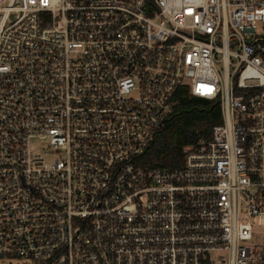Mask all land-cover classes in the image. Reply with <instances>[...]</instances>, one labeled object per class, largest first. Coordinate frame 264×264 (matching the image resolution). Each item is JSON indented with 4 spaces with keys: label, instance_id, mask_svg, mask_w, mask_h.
<instances>
[{
    "label": "built area",
    "instance_id": "obj_1",
    "mask_svg": "<svg viewBox=\"0 0 264 264\" xmlns=\"http://www.w3.org/2000/svg\"><path fill=\"white\" fill-rule=\"evenodd\" d=\"M180 88L222 124L148 167ZM0 258L264 264V0H0Z\"/></svg>",
    "mask_w": 264,
    "mask_h": 264
},
{
    "label": "trees",
    "instance_id": "obj_2",
    "mask_svg": "<svg viewBox=\"0 0 264 264\" xmlns=\"http://www.w3.org/2000/svg\"><path fill=\"white\" fill-rule=\"evenodd\" d=\"M222 124L218 101L192 96L180 88L172 98L171 114L165 128L152 141L143 162L148 167L179 169L184 163L182 148L199 137H210L214 127Z\"/></svg>",
    "mask_w": 264,
    "mask_h": 264
},
{
    "label": "rangeland",
    "instance_id": "obj_3",
    "mask_svg": "<svg viewBox=\"0 0 264 264\" xmlns=\"http://www.w3.org/2000/svg\"><path fill=\"white\" fill-rule=\"evenodd\" d=\"M31 149L33 151L42 152L44 154H50L52 158L57 155L53 153V150L49 147L48 141L34 139L31 141ZM25 259L19 258H0V264H26Z\"/></svg>",
    "mask_w": 264,
    "mask_h": 264
}]
</instances>
